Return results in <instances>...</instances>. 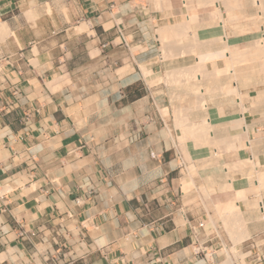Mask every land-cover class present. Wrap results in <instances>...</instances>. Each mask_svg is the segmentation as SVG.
Here are the masks:
<instances>
[{
    "label": "crops",
    "instance_id": "obj_1",
    "mask_svg": "<svg viewBox=\"0 0 264 264\" xmlns=\"http://www.w3.org/2000/svg\"><path fill=\"white\" fill-rule=\"evenodd\" d=\"M153 6L71 0L57 14L38 0H0L9 32L0 34V264L226 260L199 199L185 193L163 114L173 103L142 73L141 64L153 72L156 32L173 19ZM166 61L161 71L197 64ZM230 107L213 116L241 114ZM255 114L251 132L264 139V114ZM261 227L238 243L241 264H264Z\"/></svg>",
    "mask_w": 264,
    "mask_h": 264
},
{
    "label": "rangeland",
    "instance_id": "obj_2",
    "mask_svg": "<svg viewBox=\"0 0 264 264\" xmlns=\"http://www.w3.org/2000/svg\"><path fill=\"white\" fill-rule=\"evenodd\" d=\"M38 1L45 12L53 10L57 14H64L71 7V0ZM151 1L153 11L163 10V15L173 19L172 24L164 23L160 29L156 28L157 63L153 72L149 66L147 70L150 74L143 70L142 73L152 86L154 96L157 93L160 99L165 98V104L168 95V100L173 103V111L168 114L165 110L163 114H166V123L177 150L178 164L184 173L186 195L193 193L199 199L202 220L210 224L211 231L216 229L224 256L228 254L232 264H241L245 256L238 255L242 253L241 246L234 242V233L240 234V229L231 231L228 215L239 207L249 236L252 224L259 226L258 231H262L261 226H264V213L259 208L260 202L264 204V139L251 132L252 125L259 119L255 112L259 110L264 114V55L259 47L264 37V10L255 5L257 1L263 3L264 0ZM190 17L195 20L192 22ZM213 38L215 41L218 38L219 42L216 43ZM181 51L186 54L182 58H195L197 64L186 67L188 70L175 68L171 65L173 63L168 62L172 67L161 71L160 61L167 63L168 59H179ZM216 51L223 53L222 58L207 60L208 54ZM195 96L197 106L194 105ZM200 98L203 104L199 103ZM224 104L231 105L230 109L241 110L240 115L245 118L248 131L237 126L233 117L222 118L212 125L205 124L207 116H203L208 109H216V106ZM225 126L232 128V131H221ZM196 132L200 135L207 133V137L198 140ZM208 134L214 135L213 140ZM221 216H225L227 222H221ZM260 244L264 246L263 242ZM235 245L236 250L233 248ZM204 246L207 247L208 243ZM257 259L249 258L248 261Z\"/></svg>",
    "mask_w": 264,
    "mask_h": 264
},
{
    "label": "bare ground",
    "instance_id": "obj_3",
    "mask_svg": "<svg viewBox=\"0 0 264 264\" xmlns=\"http://www.w3.org/2000/svg\"><path fill=\"white\" fill-rule=\"evenodd\" d=\"M219 1V0H218ZM224 1V0H223ZM255 2H256V0H255ZM184 3V2H183ZM220 3V2H219ZM216 4H218V3H216ZM218 5H220V4H218ZM255 5H258V6H260V7H262V9L264 10V1H263V3L261 2L260 3V1H257V3H255ZM185 6V5H184ZM216 9H218V6L216 7ZM218 13H219V11H218ZM196 17V16H195ZM191 19H192V22H193V20H195V18L194 17H190ZM190 19V20H191ZM169 24H172V23H169ZM168 24V25H169ZM167 26V25H166ZM164 27H165V25H164ZM171 27V26H170ZM164 31V30H163ZM2 32L4 33H9L8 32V27L6 26V24H1L0 25V34H2ZM4 36H6V35H4ZM218 36H220V34L218 35ZM262 36V35H261ZM222 37V36H221ZM220 37V38H221ZM218 39V38H217ZM216 39V41H218ZM225 39V38H224ZM213 40L215 41V39L213 38ZM222 40H223V37H222ZM210 41H212V40H210ZM215 41V42H216ZM227 41V40H226ZM225 40H224V42H226ZM167 42V41H166ZM219 42V41H218ZM171 43V42H170ZM195 43V42H194ZM217 43V42H216ZM226 45V44H225ZM172 46V45H171ZM259 47L261 48V50L263 51V55H264V37H262L261 38V40H260V42H259ZM226 48H227V46H226ZM170 50H171V48H169ZM179 49V48H178ZM165 51V50H164ZM166 52V51H165ZM217 52H219V51H216V52H213V53H215V54H208V56L206 57L207 58V60H213V59H218V58H222V56H223V53L221 52H219V53H217ZM226 52H227V49H226ZM229 52V51H228ZM226 54V53H225ZM170 55V51H168V56ZM179 55H181V57H183L184 55H186L185 54V51L184 52H179ZM183 55V56H182ZM167 56V57H168ZM205 58V59H206ZM226 58H229V56L228 57H226ZM229 61V60H228ZM230 62H231V60H230ZM230 62H226V63H229L230 64ZM228 65V64H227ZM232 66V65H231ZM142 67V70L144 71V73H146V74H150V72L147 70V67H145L144 65H142L141 66ZM202 68V70H203V67H201ZM232 68V67H231ZM230 68V69H231ZM186 69H188V70H190L189 68H186ZM185 69V70H186ZM233 69V68H232ZM231 69V70H232ZM186 71V72H188L189 73V71ZM195 70V69H194ZM205 70V72H206V69H204ZM178 71V70H177ZM180 71V70H179ZM192 71V70H191ZM208 71V70H207ZM210 71V70H209ZM230 71V70H229ZM193 72V71H192ZM180 73H182L181 71H180ZM191 73V72H190ZM194 73H195V71H194ZM171 74V73H170ZM192 74V73H191ZM191 74H190V76H191ZM196 74V73H195ZM178 75V74H177ZM181 75V74H180ZM179 75V76H180ZM148 76V75H147ZM182 76H184V75H182ZM187 76H188V74L186 73V78H187ZM194 76V75H193ZM171 77H172V75H171ZM169 78H170V75H169ZM190 78V77H189ZM192 78V77H191ZM201 77H199V79H200ZM178 79H180V78H178ZM169 80V79H168ZM190 80V79H189ZM239 100V99H238ZM204 103V101H203V99H199V103H201V104H203ZM197 105H198V102H197ZM200 106V105H199ZM206 106V105H205ZM215 110L214 109H212V110H209L208 111V113H207V117L205 118L206 119V123L205 124H207V125H212L213 123H215V122H217V120H216V118L213 116V112H214ZM184 117V116H183ZM185 117H187L186 115H185ZM233 119H234V121L236 122V124H237V126H240V127H242L244 124H245V118L243 117V116H241V115H235L234 117H233ZM187 120H188V118H187ZM235 124V125H236ZM239 124V125H238ZM245 125H247V124H245ZM244 127V126H243ZM189 129V128H188ZM200 129V128H199ZM244 130H245V132L247 131V129L246 128H244ZM203 131H205V130H203ZM202 131V132H203ZM196 137H198L197 139L199 140V139H202L203 140V138H205V137H207V133H202V135H200L198 132H196ZM208 136H209V138L211 139V140H213V138H214V136L213 135H210V134H208ZM232 139H234L233 137H231ZM248 144V143H247ZM250 148V147H249ZM253 159H250V161L251 162H253L252 161ZM257 183V182H256ZM256 187V186H255ZM242 196H243V194H242ZM259 197H261V195L259 196ZM261 199V198H260ZM259 199V202L262 200H260ZM261 204H262V202H260L259 203V208H260V210H261V212H263L264 213V206H263V204H262V206H261ZM256 205V204H255ZM230 213V212H229ZM225 214V213H224ZM227 214V213H226ZM220 215V214H219ZM218 215V216H219ZM228 220L230 221V222H228V223H230V227L232 228L231 229V231L232 230H235V229H240V234H238V233H234L235 235H234V242H235V244H238L239 242H242V240H244V239H246V238H248V236H249V232H248V228L246 227V223H245V219L243 218V213L241 212V210L239 209V207H236V210L235 211H232L229 215H228ZM227 218L225 217V216H221V218H219L220 219V221L222 222H227ZM229 225V224H228ZM239 226L238 228H234L233 226ZM235 232H239V231H235ZM235 250H236V245H235V247H233ZM232 248V249H233ZM233 254H235V252H234V250H233ZM232 255V254H231ZM239 256H244V255H241L240 253L238 254ZM227 260L225 261V262H223L222 264H232V262H231V260H230V256L227 254Z\"/></svg>",
    "mask_w": 264,
    "mask_h": 264
},
{
    "label": "built area",
    "instance_id": "obj_4",
    "mask_svg": "<svg viewBox=\"0 0 264 264\" xmlns=\"http://www.w3.org/2000/svg\"><path fill=\"white\" fill-rule=\"evenodd\" d=\"M77 204L79 203L78 200H76Z\"/></svg>",
    "mask_w": 264,
    "mask_h": 264
}]
</instances>
